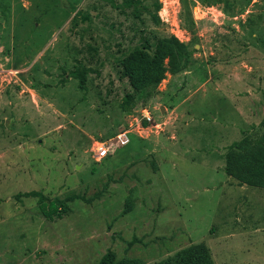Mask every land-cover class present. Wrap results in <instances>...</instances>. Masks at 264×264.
Masks as SVG:
<instances>
[{"label": "rangeland", "instance_id": "obj_1", "mask_svg": "<svg viewBox=\"0 0 264 264\" xmlns=\"http://www.w3.org/2000/svg\"><path fill=\"white\" fill-rule=\"evenodd\" d=\"M172 36L191 63L135 89L129 56ZM263 117L264 0H0V264H159L198 244L264 264V190L224 172ZM31 191L78 198L49 221Z\"/></svg>", "mask_w": 264, "mask_h": 264}, {"label": "trees", "instance_id": "obj_2", "mask_svg": "<svg viewBox=\"0 0 264 264\" xmlns=\"http://www.w3.org/2000/svg\"><path fill=\"white\" fill-rule=\"evenodd\" d=\"M190 63L191 53L187 45L172 36L159 40L152 55L142 50H135L128 58L127 64L132 69L126 75L130 78V84L135 89L141 90L158 85L166 73L177 74ZM130 101H125L121 108L126 110ZM259 125L262 128V136L259 140L252 142L250 138L244 137L240 141L233 142L226 149L224 172L241 186L264 190V117ZM146 126L147 122L144 120L143 127ZM153 170H156L154 164ZM18 197H37L38 209L49 221L62 219L69 212L67 202L78 198V196H70L63 200L55 198L47 201L41 193L32 191L18 194ZM192 258L197 260L192 261ZM99 264H140V262L132 259L118 261L106 255ZM159 264H212V262L206 246L198 244Z\"/></svg>", "mask_w": 264, "mask_h": 264}, {"label": "built area", "instance_id": "obj_3", "mask_svg": "<svg viewBox=\"0 0 264 264\" xmlns=\"http://www.w3.org/2000/svg\"><path fill=\"white\" fill-rule=\"evenodd\" d=\"M143 119L150 121V117L147 112L143 113ZM130 131H120L115 136H113L109 141L97 143V146L94 150V158L96 161H100L106 158L108 155H112V153L120 147L126 146L129 139Z\"/></svg>", "mask_w": 264, "mask_h": 264}, {"label": "crops", "instance_id": "obj_4", "mask_svg": "<svg viewBox=\"0 0 264 264\" xmlns=\"http://www.w3.org/2000/svg\"><path fill=\"white\" fill-rule=\"evenodd\" d=\"M9 105H11L12 103L13 104H16L17 103V101L15 100V99H12V103H10V102H7Z\"/></svg>", "mask_w": 264, "mask_h": 264}]
</instances>
